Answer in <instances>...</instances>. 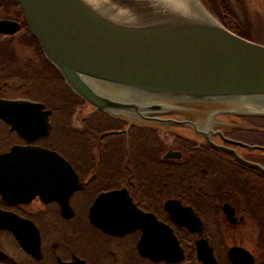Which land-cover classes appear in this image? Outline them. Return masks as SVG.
<instances>
[{"label": "water", "instance_id": "95a60500", "mask_svg": "<svg viewBox=\"0 0 264 264\" xmlns=\"http://www.w3.org/2000/svg\"><path fill=\"white\" fill-rule=\"evenodd\" d=\"M16 1L25 28L43 56L93 111L129 126L188 130L213 149L229 152L264 174L263 167L212 142L211 137H222L225 128L206 126L214 122V115L204 110L205 120L191 111L196 104H225L242 109L237 113L264 117V45L231 32L201 5L217 25L179 17L178 8L163 0ZM22 27L18 21L0 19V35H15ZM49 114L39 102L0 98V121L25 141L0 153V198L8 205L26 204L38 196L55 200L69 217L68 199L82 188L77 175L59 153L34 144L47 136ZM244 146L264 151L261 146ZM180 155L168 151L165 158ZM164 209L174 223L200 237L196 249L202 264H217L208 242L201 238L202 221L194 211L177 199L166 200ZM223 213L233 219L234 210L228 204ZM89 220L114 236L139 228L142 235L137 248L143 257L168 263L183 260L172 229L139 210L125 188L99 194L90 207ZM0 231L11 232L24 252L35 260L41 258L38 229L32 221L0 208ZM231 250L237 252L238 264H253L246 250ZM7 259L0 249V261Z\"/></svg>", "mask_w": 264, "mask_h": 264}, {"label": "flooded vegetation", "instance_id": "af4514ba", "mask_svg": "<svg viewBox=\"0 0 264 264\" xmlns=\"http://www.w3.org/2000/svg\"><path fill=\"white\" fill-rule=\"evenodd\" d=\"M0 36L2 37L0 41L9 37L3 35ZM43 80L44 77L39 74L38 85L40 87L38 86V90L40 91L42 90L41 85ZM46 80L52 84L57 83L53 77L50 79L46 78L45 81ZM38 95L42 94L40 93ZM47 101L52 103V100H49L48 98ZM38 102L41 101L38 100ZM45 105L47 104L45 103ZM195 107L196 109H191V111L199 112L196 117L200 119L205 118L206 112H204V110H207L211 113V115H214V122H211L209 125L205 123L206 126L221 129H223L221 126H225L222 130V137L220 135L211 137L213 143L218 146L231 149L236 156L242 160L264 168V151L248 150L244 146L256 145L264 147L263 141L254 138L255 136L264 135V117L254 114L237 113L238 111L236 110L242 109L236 108V106L232 105L196 104ZM208 108H210L211 111ZM234 109L235 111H233ZM44 110H50V114L48 116V134L46 137L36 140L34 144L56 151L64 157L73 168L75 174L77 175L78 183L82 186V188L74 191L68 199L69 213H72L69 217H66L68 212H65L64 214L61 210L60 204L55 200L44 201L40 198V196H38L26 204L8 205L0 198V208L2 210L12 212L20 218L33 222L38 229L41 252V258L35 260L19 247L11 232L2 231L7 232L10 235L13 243L17 246V251L19 254L23 255L22 258H15L13 255H8L5 252L8 259L3 262L4 264H60V262L76 263L78 260L82 261L83 264H202L203 262L199 260L196 249V241L200 239V237L196 233L188 231L186 228L179 226L170 219L168 212L164 209V203L168 199L179 200L183 207H190L196 216L200 218L204 229L201 238H204L208 242L217 264H238L237 252L231 250L233 247H239L246 250L251 257L253 264H264V248L258 247V252H254L242 246L233 244L228 246L225 244V233L238 223H242L244 221L243 217L237 218L236 216L237 210L235 207H242L244 205L238 191L244 189L254 191L263 189V186L261 185L256 186V183L264 178V174L260 171L243 165L234 159L232 154L229 152L213 149L205 144L203 139L195 135L193 137L183 133L184 129L182 128H177L175 131H166L159 128L153 129L152 127L150 128L148 126L141 125L129 126L126 122L111 118L116 122V124L113 123L111 125L112 127H110L111 130L109 131L115 134L104 135L107 132L105 131V133L101 135V138L123 137L126 144L127 154L130 153V143L132 144V147H136L138 143H143L147 138L150 140L152 137L149 136V132L153 131L156 132L157 137L163 143L165 141V137H172L174 141V144L171 143V145L167 147L166 151L162 152V159L165 161H178L184 157L181 142V139H183L195 143L196 146L208 151V153H205V155H207L205 160L206 164H219L224 166V164L227 163L232 166V168L222 167L221 169L207 171V174L226 177L228 181H222L223 184L225 181L227 184L221 186L224 196L221 197L222 202L218 203L221 211L220 215L206 219L191 204L176 197L155 199L153 188H150V199L147 200H143L141 196L137 197L131 194L129 187L122 181L123 171L118 168V166H113L115 163L110 161L111 159L109 157L103 162V154H99L97 156L98 163L96 165H105L100 168L95 167V165L90 166V163H87V167L85 166L86 163L80 159L82 155L80 153L77 154V152H75L72 148V145L75 147L74 141H72V145H69L72 148L71 150L67 147V151L59 152V148L63 146V143L58 140V131L60 127L59 113L53 105L44 106ZM224 110H229L231 112L220 113ZM100 115H102L101 112H93L90 110L89 106L83 102L82 105H80V107H78V109L74 112L72 124L76 127H80L81 123L94 119ZM178 118L179 117L173 119ZM216 118L218 121L220 120L221 123H217ZM6 126L8 127L10 133L15 134L10 131L8 125ZM202 126L205 127L204 124ZM15 136H17L20 140H23L18 135L15 134ZM48 141L51 142V145L45 143ZM175 144H178L176 149L173 148V145ZM13 145L9 146L4 151H0V153L9 151ZM62 149L64 150L63 147ZM168 151H177L180 152L181 155L178 158H165ZM92 159L94 160V158ZM222 161H225V163ZM122 188H125L128 191V194L132 198V202L139 210L143 213L153 214L158 221L172 229V232L176 236L183 251L184 257L181 262L168 263L166 261H154L143 257L137 248V244L142 235L139 228L123 236H114L99 230L90 223L89 210L99 194ZM251 203L252 205L256 204H254L253 201ZM225 204H228L234 210L232 220L228 219L223 213V206ZM249 218L252 219L251 217ZM261 232L263 233L259 237V239H261L260 246L264 247V231ZM30 261H32V263H30Z\"/></svg>", "mask_w": 264, "mask_h": 264}, {"label": "trees", "instance_id": "16d2710c", "mask_svg": "<svg viewBox=\"0 0 264 264\" xmlns=\"http://www.w3.org/2000/svg\"><path fill=\"white\" fill-rule=\"evenodd\" d=\"M220 1L225 2L224 0ZM224 9L231 15L227 16L230 21L236 22L237 19L232 16L234 12L230 6L227 4ZM216 14L219 20L230 31L250 40L247 35L245 36L242 32L238 31L236 26H233L231 22L226 21L218 13ZM0 17L21 20V12L17 1L0 0ZM19 34V44L30 48L34 55L33 59H30L25 65V78H32L28 77L27 75L29 74L26 73L32 71L34 72V76L41 74L44 80L53 77L57 81V87L50 88L52 91H56V94L49 93L50 96L47 97L46 93H42V96L46 99V101L42 100V102L53 105L57 109L60 116L58 133L59 135L61 134V138L68 139L66 140L69 141V145H72V141L75 142V147L72 145V148L77 154L80 153L84 157L80 159L82 161L85 159L86 167L87 163H90V166L104 167V164L96 165L97 163L92 159L97 158L99 154H103V162L109 157L110 161L115 163L113 166H118L123 171L122 181L129 187L131 194L137 197L141 196L143 200H147L150 199L149 190L153 188L155 199L176 197L191 204L206 219L220 215L221 211L218 203L222 202L221 197L224 196L221 186L227 184L226 181L224 184L222 181H228V179L221 175L207 174V171L221 169L222 167L232 168L231 165L225 163V161H222L225 163L224 166L206 164L207 155L205 153H208V151L196 146L195 143L183 139H181V142L184 157L178 161H165L162 159L163 146L161 145L158 151L156 149L157 143L155 144V142H158L159 138L157 139L153 131L149 132V136L152 138L150 140L147 138L140 144L142 145L139 150L142 151L141 153H137V149L132 147L130 143V153L127 154L123 137L101 138V135L105 131L111 130L110 127H112L113 123L116 124L111 117L103 112H101L102 115L81 123L80 127L74 126L72 124L73 114L84 101L68 88L61 74L46 60L36 41L28 31L23 29ZM13 38L14 36L7 37L0 41L1 68H9V64L14 60V56H12L13 50L7 47ZM47 98L52 100V103L48 102ZM72 148L69 146V150ZM58 151L62 152L61 150ZM260 185L263 186L261 190L244 189L238 191L244 205L235 208L238 210L240 208L244 209L254 220L256 226L261 231H264V178L256 183V186ZM252 201L256 204L252 205Z\"/></svg>", "mask_w": 264, "mask_h": 264}, {"label": "rangeland", "instance_id": "374dc122", "mask_svg": "<svg viewBox=\"0 0 264 264\" xmlns=\"http://www.w3.org/2000/svg\"><path fill=\"white\" fill-rule=\"evenodd\" d=\"M196 1L199 3V5H204V7H206L211 12L210 14L215 17L217 21L218 19L216 16L218 15L216 13L225 18L226 21L231 22L233 26H236V29H238V31L242 32L245 36L247 35L250 40L264 43V0H224L225 2H222L220 0ZM226 3L234 12H232V16L237 19L236 22H232L228 18L231 15L230 13L228 14V12L224 9V7L227 6ZM19 35L20 34L15 35L12 41H10L7 46L8 48H11L13 50L12 56H14L15 61L13 60V62L9 64V68L0 67V97L10 99H30L36 101H46V99L42 95L38 94L46 93L47 97L49 96V93L56 94V91H52L50 88L56 87L57 83L52 84L51 82H48V80H43L41 85L42 90L40 91L38 90V76H34V72H26L27 74H29L27 76H30L32 78H25V65L30 59H33L34 55L33 51L30 48H27L26 46L24 47L23 45L19 44ZM1 39L2 37L0 36V40ZM100 87L108 88L109 86L102 84ZM48 105L49 104H47V106ZM78 124L80 125L79 122ZM154 133L157 136L156 132ZM183 133L194 137V134H192V132L188 130L184 129ZM60 136L61 134H58V140L63 143L62 147L64 148V150L62 149V147L59 148V150L65 152L67 151V147H69V141H67V138L64 139ZM153 137L155 136L153 135ZM254 138L264 142V135L255 136ZM164 140V143H162L159 139L158 142H155V144L157 143V151L160 150L159 147H161V145L163 146L162 152H164L166 151L167 147L171 145V143L174 144L172 137H165ZM16 143H23V141L15 136V134L10 133L8 127L0 122V151H4L9 146ZM45 143L51 145V142L49 141ZM140 144L141 143H138L136 147H134L135 149H137V153L142 152L139 151L140 146H142ZM173 146V148L176 149L178 147V144H175ZM236 210L237 218L243 217L244 221L242 223H238L225 233V244H227L228 246L232 244L238 245L254 252H258V247L264 248L260 246L261 239H259L263 232H261V230L256 226L254 220L249 218L250 216L244 209L240 208L239 210ZM0 248L8 255H13L15 258L23 257V255L19 254V252L17 251L16 244L13 243L10 235L7 232H0ZM30 263H32V261H30ZM0 264L4 263L0 262Z\"/></svg>", "mask_w": 264, "mask_h": 264}, {"label": "bare ground", "instance_id": "6f19581e", "mask_svg": "<svg viewBox=\"0 0 264 264\" xmlns=\"http://www.w3.org/2000/svg\"><path fill=\"white\" fill-rule=\"evenodd\" d=\"M163 1H165L167 3L169 2L168 4L172 5L173 7L178 8L177 9L178 10L177 15L179 17H185L184 15H186L193 20H197L199 22H204V24H210V25H217L218 24L216 21H214L213 19H211L209 17V15L200 7L199 3L196 0H163ZM253 42H255V41H253ZM256 43L261 44V45L264 44L262 42L261 43L256 42ZM113 134H115V133L108 130L106 132V134H104V135H113ZM81 158H82V156H81ZM83 161L85 162V159H83ZM93 161L95 163H98L97 158H94Z\"/></svg>", "mask_w": 264, "mask_h": 264}]
</instances>
